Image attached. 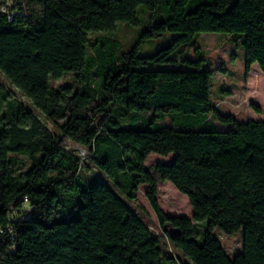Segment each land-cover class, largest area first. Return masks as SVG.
<instances>
[{
	"label": "trees",
	"instance_id": "16d2710c",
	"mask_svg": "<svg viewBox=\"0 0 264 264\" xmlns=\"http://www.w3.org/2000/svg\"><path fill=\"white\" fill-rule=\"evenodd\" d=\"M21 1L27 18L9 23L0 12L3 264H264V122L221 114L202 59L170 58L197 34L237 35L245 71L264 74V0ZM122 23L144 26L139 42L177 36L145 57L138 45L122 52L115 39L90 41ZM69 75L75 89L55 85ZM151 154L173 160L145 169ZM86 162L97 174L84 175ZM161 182L187 198L191 219L165 215ZM141 187L161 236L132 207ZM215 228L242 230L232 257Z\"/></svg>",
	"mask_w": 264,
	"mask_h": 264
},
{
	"label": "rangeland",
	"instance_id": "374dc122",
	"mask_svg": "<svg viewBox=\"0 0 264 264\" xmlns=\"http://www.w3.org/2000/svg\"><path fill=\"white\" fill-rule=\"evenodd\" d=\"M141 16L139 19L141 20ZM144 26H133L129 23H122L116 26L111 33H92L90 41L93 42L99 36H105L115 39L121 44V51H128L133 46L138 45L137 55L140 57L152 56L159 50L168 47L177 34L165 33L159 39L152 41L139 42V36ZM243 39L238 40L237 35L228 34H197L191 43L180 46L174 51L170 58L180 62L187 58L196 61L201 58V70H211L212 72V98L214 108L223 115H232L238 121H264V74L254 65L249 72L245 71L244 67V51L242 47ZM156 69L158 67H150L147 69ZM173 68V67H172ZM176 68V67H174ZM179 69H185L180 65ZM70 84L73 89L76 88L72 83L71 76H67L55 85ZM11 90L12 97L26 107L31 109L41 122L48 124L44 117L35 110L30 101L20 92L10 85H7ZM259 111V113L257 112ZM216 125L219 130H227L228 126L220 125L210 120ZM167 123V122H166ZM69 145V143L67 144ZM72 149V144L69 145ZM173 156L162 158L156 154H151L146 162L145 169H148L157 164H170ZM87 168L84 170V175L89 176L97 174L94 168L87 162ZM158 203L161 210L167 216H183L191 219L193 212L188 200L181 195L169 182H161L158 187ZM134 209L143 208L153 222L151 229L161 236L162 232L159 229L156 218L151 210L146 198L145 188L141 187L137 202L132 205ZM139 214V213H137ZM212 234L220 241L225 249V252L232 257L241 249L242 230L234 235H225L218 229H213ZM161 247L168 246L169 243L163 237ZM164 242V243H163ZM171 250L173 248L171 247ZM179 256V255H178Z\"/></svg>",
	"mask_w": 264,
	"mask_h": 264
},
{
	"label": "built area",
	"instance_id": "2783aa9c",
	"mask_svg": "<svg viewBox=\"0 0 264 264\" xmlns=\"http://www.w3.org/2000/svg\"><path fill=\"white\" fill-rule=\"evenodd\" d=\"M18 5H19V7H18ZM0 12L6 14L7 20L9 23H13L18 18H20V19L21 18H27V16H28L26 4H24L21 0H0ZM69 145H67L68 150L70 149L72 151H75L78 154V156L81 157L82 159H84L86 157V152L83 149H81L75 145H73L74 148L72 149ZM6 232H7V237L12 244V242L14 241V237H13L14 234H13L12 228L8 227ZM0 233H1V230H0ZM11 248L12 247L7 248V251L9 252V250ZM167 249L170 253L173 252L171 250L170 245L167 246ZM2 260H3V258L0 255V264H3Z\"/></svg>",
	"mask_w": 264,
	"mask_h": 264
},
{
	"label": "water",
	"instance_id": "95a60500",
	"mask_svg": "<svg viewBox=\"0 0 264 264\" xmlns=\"http://www.w3.org/2000/svg\"><path fill=\"white\" fill-rule=\"evenodd\" d=\"M176 230L170 229L167 233L170 238V240H174V235L176 234Z\"/></svg>",
	"mask_w": 264,
	"mask_h": 264
},
{
	"label": "crops",
	"instance_id": "0c3cea01",
	"mask_svg": "<svg viewBox=\"0 0 264 264\" xmlns=\"http://www.w3.org/2000/svg\"><path fill=\"white\" fill-rule=\"evenodd\" d=\"M264 122V121H263Z\"/></svg>",
	"mask_w": 264,
	"mask_h": 264
}]
</instances>
